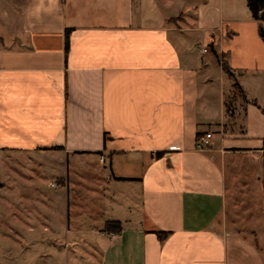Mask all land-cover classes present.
I'll use <instances>...</instances> for the list:
<instances>
[{
  "label": "crops",
  "instance_id": "0c3cea01",
  "mask_svg": "<svg viewBox=\"0 0 264 264\" xmlns=\"http://www.w3.org/2000/svg\"><path fill=\"white\" fill-rule=\"evenodd\" d=\"M0 154L42 156L58 188L41 209L25 190L28 233L62 206L98 264H264V43L247 0H0ZM27 231L0 264H46Z\"/></svg>",
  "mask_w": 264,
  "mask_h": 264
},
{
  "label": "rangeland",
  "instance_id": "374dc122",
  "mask_svg": "<svg viewBox=\"0 0 264 264\" xmlns=\"http://www.w3.org/2000/svg\"><path fill=\"white\" fill-rule=\"evenodd\" d=\"M188 43L192 47L193 55L197 60H200L198 53L202 45L199 43L198 38L194 35L188 39ZM1 182L3 185L0 184V251L2 249L3 251L1 252L6 253V257L10 258L11 256L16 257L19 255L18 234L24 237L27 231L24 211L19 206H16L21 199H24L25 190L29 191L30 184H32L33 191L30 193L34 200L33 206L41 209V200L46 203V194L56 192L58 188L49 186L52 181L46 177V160L40 155L28 157L24 155L0 154ZM12 204H15V206H12ZM45 208L46 206L43 205V211ZM19 209H21V212ZM46 214L48 216L50 214V222L43 221V225H41L40 222L33 218V233L30 234L27 231V238L31 237L34 241L43 238L46 243L43 242L41 245L35 241L27 252L30 251L35 255L40 253V249H42L43 255H51V257H46V264H64L66 251L69 253L77 252L82 255L84 258L82 260L83 264H98L100 254L96 249L89 245L79 244L77 246L71 243L70 238L66 234L65 213L62 206H57L53 212H47ZM49 242L52 243L49 244ZM78 260L77 258L76 262Z\"/></svg>",
  "mask_w": 264,
  "mask_h": 264
},
{
  "label": "trees",
  "instance_id": "16d2710c",
  "mask_svg": "<svg viewBox=\"0 0 264 264\" xmlns=\"http://www.w3.org/2000/svg\"><path fill=\"white\" fill-rule=\"evenodd\" d=\"M247 7L251 13L252 19L258 23V34L264 43V0H247ZM66 38L68 39V34ZM222 66L225 71L229 72V68L227 64L222 63ZM263 168H264V161H263ZM263 201H264V172H263ZM121 230H122L121 224L117 221L106 222L102 229L103 232L110 235L119 234ZM156 235L160 240H163V238H165L168 235V233L158 231L156 232Z\"/></svg>",
  "mask_w": 264,
  "mask_h": 264
},
{
  "label": "built area",
  "instance_id": "2783aa9c",
  "mask_svg": "<svg viewBox=\"0 0 264 264\" xmlns=\"http://www.w3.org/2000/svg\"><path fill=\"white\" fill-rule=\"evenodd\" d=\"M206 51L207 49H203V52H206ZM211 138H212L211 133H205L203 135L198 136L196 140V148L199 150L205 149L209 145ZM102 160L103 158L100 157V161Z\"/></svg>",
  "mask_w": 264,
  "mask_h": 264
}]
</instances>
